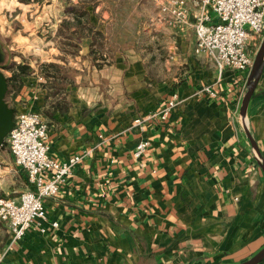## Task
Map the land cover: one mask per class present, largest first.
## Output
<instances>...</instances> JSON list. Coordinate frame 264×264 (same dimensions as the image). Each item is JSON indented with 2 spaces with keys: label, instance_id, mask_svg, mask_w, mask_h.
<instances>
[{
  "label": "crops",
  "instance_id": "obj_1",
  "mask_svg": "<svg viewBox=\"0 0 264 264\" xmlns=\"http://www.w3.org/2000/svg\"><path fill=\"white\" fill-rule=\"evenodd\" d=\"M83 7L89 19L78 22L70 13L72 35L85 25L103 31L109 16L104 4ZM56 11L55 31L68 14L60 6ZM84 32L76 40L88 44ZM172 32L177 37L169 44L180 48L174 73L164 80H143L141 57L129 51L99 68L100 74L122 76L115 98L80 86L67 105L50 102L37 81H22L10 92L16 112H38L47 122L53 159L82 157L58 193L44 199L56 227L45 224L41 232L33 223L10 243L8 225L0 220V264H237L264 246V172L253 147L264 162V58L242 116L248 72L219 70L196 54L192 26ZM88 53L87 46L79 51L82 59ZM123 57L132 62L117 61ZM206 86L214 95L202 91ZM173 93L180 100L166 119L149 120L144 131L130 127L131 120L159 111ZM142 140L147 147L135 157ZM27 188L25 172L4 143L0 196L18 202Z\"/></svg>",
  "mask_w": 264,
  "mask_h": 264
},
{
  "label": "rangeland",
  "instance_id": "obj_2",
  "mask_svg": "<svg viewBox=\"0 0 264 264\" xmlns=\"http://www.w3.org/2000/svg\"><path fill=\"white\" fill-rule=\"evenodd\" d=\"M49 1L0 0V45L5 53L2 72L10 81L11 90L6 93L10 107H13L10 92L16 91L22 81H37L46 87L50 102L62 101L66 105L67 100H71L70 95L80 86L90 87L92 95L98 91L104 98H115L112 95L117 87L115 82L121 85L122 76L118 78V72L100 74L99 68L115 64L114 54L118 52L133 51L141 57L139 61L145 69L143 80L147 83L164 80L168 74L172 76L174 73L171 67L175 65L174 57L180 47L177 42L169 44V41L176 40L177 35L159 19L156 1L83 0L91 5L103 3L109 14L103 31L85 25L84 30L92 39L88 44L77 42L76 38L85 32L80 30L77 35H72V25L68 20L70 13L74 14L73 9H81L86 4L82 0H58L54 7H47ZM59 6L68 14L55 31L52 24L59 19V11H56ZM88 17L80 16V19L86 23ZM156 20L168 30L156 27L153 24ZM263 39L264 33L255 43L251 41L247 46L252 64ZM84 46L88 48L89 58L82 59L79 51ZM73 56H80V59L75 60ZM123 58L117 61L132 62L127 57ZM251 67L245 71L248 77ZM244 91L245 94L246 89Z\"/></svg>",
  "mask_w": 264,
  "mask_h": 264
},
{
  "label": "built area",
  "instance_id": "obj_3",
  "mask_svg": "<svg viewBox=\"0 0 264 264\" xmlns=\"http://www.w3.org/2000/svg\"><path fill=\"white\" fill-rule=\"evenodd\" d=\"M158 5L159 19L167 26L183 31L190 25L194 29V52L205 54L219 70L229 68L245 72L252 65L247 46L255 43L264 33V0H154ZM192 23V24H190ZM202 91L214 95L210 87ZM173 93L157 112L131 120L130 127L144 131L153 119H166L179 102ZM15 164L26 175L29 188L20 193L16 202L0 196V220L6 222L10 243L21 240L33 223L41 232L51 221L44 199L55 196L61 184L79 163L81 155H72L65 161H56L49 154L48 124L38 112H15L14 126L5 138ZM148 142L139 141L134 156L139 157Z\"/></svg>",
  "mask_w": 264,
  "mask_h": 264
},
{
  "label": "water",
  "instance_id": "obj_4",
  "mask_svg": "<svg viewBox=\"0 0 264 264\" xmlns=\"http://www.w3.org/2000/svg\"><path fill=\"white\" fill-rule=\"evenodd\" d=\"M263 58H264V39L257 53L255 54L254 61L249 73V77L247 81V89H246V93L243 96L241 109H240L242 116H245V111L249 98L251 96L255 83L260 74ZM4 60H5V53L2 46L0 45V148L4 145L7 134L14 126V115L16 112L15 108L10 107L6 101V93L8 91V81L4 73L2 72V67L4 66L3 63ZM253 147L256 151L260 167L264 172V162L261 158V155L254 144ZM263 259H264V246L258 252L252 255L249 259L237 264H259L261 261H263Z\"/></svg>",
  "mask_w": 264,
  "mask_h": 264
},
{
  "label": "trees",
  "instance_id": "obj_5",
  "mask_svg": "<svg viewBox=\"0 0 264 264\" xmlns=\"http://www.w3.org/2000/svg\"><path fill=\"white\" fill-rule=\"evenodd\" d=\"M21 1H26V0H21ZM83 3H88L87 1L83 2ZM72 12L74 13L73 15L75 16L74 19L79 21L80 20V16H87V11L84 10V7H81V9L79 8H75L72 10ZM66 24V23H65ZM92 40V39H91ZM93 42V41H92ZM94 44V43H93ZM102 59V58H101Z\"/></svg>",
  "mask_w": 264,
  "mask_h": 264
},
{
  "label": "flooded vegetation",
  "instance_id": "obj_6",
  "mask_svg": "<svg viewBox=\"0 0 264 264\" xmlns=\"http://www.w3.org/2000/svg\"><path fill=\"white\" fill-rule=\"evenodd\" d=\"M4 63V62H3Z\"/></svg>",
  "mask_w": 264,
  "mask_h": 264
}]
</instances>
